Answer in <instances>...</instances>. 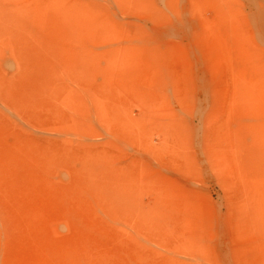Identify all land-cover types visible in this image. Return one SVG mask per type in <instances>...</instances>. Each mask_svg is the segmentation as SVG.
Segmentation results:
<instances>
[{
  "label": "rangeland",
  "instance_id": "obj_1",
  "mask_svg": "<svg viewBox=\"0 0 264 264\" xmlns=\"http://www.w3.org/2000/svg\"><path fill=\"white\" fill-rule=\"evenodd\" d=\"M0 264H264V0H0Z\"/></svg>",
  "mask_w": 264,
  "mask_h": 264
}]
</instances>
